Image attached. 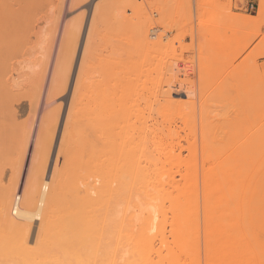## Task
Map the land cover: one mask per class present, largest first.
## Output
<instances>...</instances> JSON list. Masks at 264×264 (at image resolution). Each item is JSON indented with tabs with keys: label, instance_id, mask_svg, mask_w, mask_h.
Segmentation results:
<instances>
[{
	"label": "bare ground",
	"instance_id": "6f19581e",
	"mask_svg": "<svg viewBox=\"0 0 264 264\" xmlns=\"http://www.w3.org/2000/svg\"><path fill=\"white\" fill-rule=\"evenodd\" d=\"M5 1H3V5H0V84L2 85H0V96H3V94L9 90L12 91V89H17L22 83V80L24 84L28 82V77V80L26 79L27 81H24L25 76H28V69L39 66L40 69L35 71V73H39L41 77L37 75L40 77L39 80L41 81L38 82V76H36V82H33L36 89L33 85V90L37 92V96H35L34 93L36 98L34 97L33 101L31 99L32 102L30 101L29 107L31 106L32 108L30 107L29 110L34 112L35 109L33 107L38 109V105L43 96L45 102L43 101L44 103H42L44 106L46 105L49 107V105L55 103L57 99L55 95L54 97L56 99L51 97L52 94H54L51 91L55 90L56 93V89H59L57 84H60L61 88H64L67 83L66 81H68L67 73V75H62L63 80H61L62 78L60 79L58 75V72L60 74V71H58L59 66H57L58 62L55 61V57L51 59V52L54 50L53 40H55L56 37L60 39L66 27H64L63 31L57 36L56 28L58 25H56V28H51L52 31L51 29L48 31V34L51 32V35L48 37V35H46L47 33L44 34L46 31L45 26L43 25V27L41 25V27L38 25L43 28L44 37L45 35L47 36V41L50 44L46 46L49 47V49L47 51L46 46H44L47 43L45 38L44 40L46 42L44 43L43 39L42 42V40L34 36L35 40L38 39L40 41L36 40V43H44L43 45H35V43V47L38 45L44 46L42 50L45 51H41L46 52V54L44 53V57L36 59V61L39 60L37 63L34 64V61L31 62L33 66L29 65L24 60L27 59L26 56L31 54L32 50L35 52L36 49L33 47L34 45H30L31 49L29 48V52L26 51L28 52L27 54H29L27 55L23 49L25 48L24 44H26L28 40L30 42L27 43V46L34 42L31 34L37 33L40 27L37 26L38 29L32 33L29 32V30L31 31L32 29V31H34L36 29L35 24L37 20L35 23L33 18L35 24L30 20L32 24L30 27L28 25L29 29H27L28 27L25 28V25H22V23L26 21L23 17L28 14L25 9L31 6L33 2L30 1L32 4L29 3L28 6L27 1L29 2V0H26V2L25 0H14L10 3ZM48 1L51 2V0ZM71 1L72 0H70V4ZM133 1L132 4H135L137 0H135L134 3ZM146 1L145 3L147 6H155L152 2L149 3V1ZM159 1L161 5L157 4L158 8L157 6L156 8L158 11H154L159 12L161 8L159 13L162 12L164 14V11L168 12L171 10V14L174 15L184 7V4L188 0ZM190 1L191 0H189V2ZM24 2L26 4H24ZM140 2L143 1L141 0ZM155 2H157V0H155ZM137 3L136 5H138ZM210 3V5H212L214 2ZM58 4L57 6H59ZM199 4L203 5L205 3L202 4L201 2ZM143 5L144 3L141 6ZM39 6L37 8H39ZM50 6L51 3L48 7ZM132 6L135 7L134 5ZM223 7L221 10L219 9L220 11H215L216 14L213 17L209 14L212 19L198 25V31L203 27L204 29L205 27H213L212 29L215 31H212L218 32L221 29L225 30V26L227 25L232 27L229 26L230 28H228L233 29L232 31H239L240 28L243 30L250 28L251 30L254 27H261V24H263V0L259 2L257 15H241L238 12H234L230 16H226L227 18L225 19L222 13L226 8ZM33 9L34 8H32L31 13L34 11ZM46 10H48V8H46ZM96 10L97 9H94V12ZM28 11L30 12V10ZM7 12L11 14V17H5ZM39 12H41V10ZM45 13L46 12L43 11V14ZM123 13H120L117 18H122L123 16V18H125L126 16ZM151 13H153V11ZM169 13L170 11L168 14L165 13L167 16L169 15L168 17L165 15L160 16H163L162 19L164 21L162 22L165 23L168 21L171 15ZM202 14L205 13L203 12ZM223 14L227 15V13ZM39 17H41V15ZM123 18L122 20L129 19V17ZM45 19L47 21V18ZM94 19L96 20L95 14L92 16L91 25L85 37L88 47H92V41H95V36L93 35V32L96 30V25L94 27ZM39 20L40 19H38V22ZM49 20L53 23L55 19L50 18ZM159 20L161 22V18ZM47 22L48 24L44 23L50 26V22ZM169 23H171V21ZM146 24L147 22L144 26H139V32L140 30L143 31L140 33L147 46L157 44V40L154 41L156 38H160L159 41L167 40L168 36L162 34L163 32L159 31L160 28L158 29L152 26L153 28L150 29L152 32L150 31L151 33L149 34V31H147L145 27L147 26ZM76 27L79 29L80 26ZM22 28L23 31H21ZM41 28L38 32L39 35L37 34L40 39L43 38ZM94 28L95 30L93 31ZM24 29L28 31L29 34L25 33ZM78 29H76V32L80 30ZM167 29L168 26L166 25V30ZM222 30L219 32L220 35L215 33L218 36H215L212 32V34L209 35L211 40L207 39L205 43L200 41L195 43L196 46L198 45L197 48L200 51H207L208 49L213 50L218 43L220 44V40L223 41L222 38L224 35H221V32L224 31ZM20 31L25 34L20 33ZM52 32L54 33L52 34ZM17 33L23 36L30 35L33 42L28 37V40H26L25 36L21 40V35H17ZM51 36L53 38L56 37L51 40ZM18 38L21 41H18ZM231 38L229 41L234 39ZM251 38L252 36L249 39ZM247 39L242 40L245 42H243L244 44H246ZM250 41L251 40H249V42ZM21 42L24 47L19 45V48L16 43L21 44ZM10 44L12 46V51H9L10 48L8 49V45ZM13 44H15L18 49H13L16 48ZM195 44H192V48H196ZM263 45H261V47H263ZM88 47L85 46V49ZM218 48L219 46H217V49ZM21 49H23V51ZM242 51L244 50L242 49ZM22 52L26 54L24 55L23 53V57H21ZM19 55H21L20 59L22 61H19ZM9 58L14 61L12 64H9L11 63ZM7 60L10 62H7ZM27 60L29 62V59ZM251 61L250 64L253 63V61L252 63ZM60 62L61 61H59V63ZM7 63L9 66H12L10 70L7 68ZM65 65H68V70H70L69 66L72 65H69L68 62H66ZM62 66L64 67V65ZM255 68L256 66L253 68L247 67L246 69L248 70H240L241 73L237 76L235 75L236 77L233 78L235 82V85H233L237 87L238 92L240 93V91H242L240 94L244 95L243 93H246L247 95V99L245 95V99L241 98L242 100H246V103L242 100L243 103L239 101L242 105L240 104L241 106H239L238 104L241 109L238 108L239 113H237H241L240 115L242 116L240 118L244 117L243 119L246 120H242L245 123L241 122L240 125L234 124L236 129L233 126L232 130L228 129L231 133L228 132V130L226 133L224 130L230 140L227 138L222 149H219L217 146L219 143L217 131H213L209 124L208 116L210 114L207 110L205 112L209 115L203 114L204 116L202 115L200 118L199 137L197 136L198 128L195 125L193 127V131H195L194 135L191 138L188 135L187 139H185L188 144L184 146L181 142H176V139L172 136L170 131L167 134H162L161 127L156 121L150 123L148 120L140 119L139 116L135 117L129 114L123 109L119 102L117 103V98H113L112 100V95L108 96L109 94L107 93V97H111L107 99L108 101L105 99L107 97L104 96L105 102L103 99V103L97 99L99 102L96 101L95 103H100V105H90V107L92 106L93 108L89 107L90 110H87L89 114H87L88 117L86 116L87 122L85 124L84 134L88 142V150L85 157L76 159L69 164H64L66 158L62 157L60 148L58 151V159H56L57 161L55 160L53 174L47 176V174H45L47 172L45 171H47L46 167H48V165L45 164H48V161H45L43 157L45 155L42 156V159L44 158L46 163L43 160L37 161L39 158L37 156V158H34L35 152H37L36 155H38V151L40 150L39 148L38 151L36 149V151L33 152V150L39 142L42 148H40L41 151H43L46 146L45 154L46 152L49 154L53 139L55 138L54 131L56 129L53 130V128L56 127V122H53L52 129L49 128V131L47 130L41 133L39 130L42 126L41 123H37L35 126V123H29L33 121L30 119L28 123H24V121L17 122L19 116H22L19 111H21V113L25 112V106L23 107V105L21 106L19 103L21 106L20 110L17 111V108L15 110L10 109L12 112L8 114L9 117L8 115L5 117V121L3 118H0V143H2V146L0 144V148L4 149L5 146L12 142L13 145H11L12 148L14 147L12 149L14 153L12 154L11 152L13 151L8 149L11 148L10 145L4 150L0 149V151L3 150L5 154L8 152V155L10 154L11 156L15 155L13 157L10 155L8 156V160L10 159L13 163H11V165L9 163L10 169L8 168V172L11 169L12 171H10L11 174H9L10 176L7 182L4 179L5 169L0 167V264H89L88 261L91 260L89 258L93 254L94 256L96 254L100 255L98 258L94 257L93 264H99L100 262V264H166L167 262L173 261L185 263L191 260H197V262H199V256L201 254H204L205 264H228V257L230 259L232 258V263L236 260L233 264H237V262L238 264L242 262H244L242 264H264V88L259 87L261 88L257 89L259 93H253V89L255 88L253 85L257 82V86H259L258 82L264 81L262 80L264 78V70L261 71L258 66L257 70ZM100 69H102V66ZM26 70L27 73L25 72ZM101 73L100 76L102 75ZM56 74L58 76H56ZM252 74L254 75L252 76ZM103 76L102 78H105ZM56 77L60 79V83L58 81L59 79L57 80ZM102 78L98 79L99 81L97 83L99 85H104L103 83L105 81H102ZM229 79L231 80V78ZM30 81L29 85L33 84H30ZM95 81L92 87L95 85ZM100 81L101 83H99ZM182 81L184 80L178 81L177 79L176 81H172L171 79L166 84L168 87L166 86V89L160 90L159 95L165 104L174 107L180 114H185L181 102L183 100L181 99H187L189 101V98L195 96L196 89L194 90L193 87H190V83L186 86V83L184 84ZM249 85L250 89H248ZM262 85H264V83H260V86ZM162 88L163 87H161V89ZM25 89L27 90V88ZM65 89L63 91H65ZM99 90L101 91V89ZM13 91L11 94H13ZM58 91H60V89ZM92 91L95 95L96 92L94 90ZM17 92L19 95V91ZM50 92L51 94L49 96ZM62 92L60 91L59 93ZM261 93L262 95H260ZM97 94L98 95L94 97L91 96L92 99L100 95L99 93ZM248 95H251V97ZM255 95L257 97H255ZM10 96L11 95H9V97ZM252 96L255 98L253 99ZM31 97H33L32 94ZM10 98L8 99L9 101H11ZM117 104L119 109H117ZM19 105H17L18 108ZM1 106L3 105H0V107ZM54 106L56 105L54 104ZM57 107L58 106L55 108ZM94 107L97 109H94ZM59 108L60 107L57 109ZM236 109L237 108H235V111ZM0 110L2 111V109ZM4 110L5 109H3V111ZM189 111L187 113L190 115ZM189 115L187 114V117ZM213 116L215 117L216 115ZM213 116H211V118ZM228 117L230 118V116ZM223 118H225V115ZM240 118H237V120ZM57 119L58 118H56L55 121ZM233 119L234 118H231V122ZM68 120L69 119L66 121L67 124ZM34 121L36 120L34 119ZM48 121L51 120L48 119ZM40 122H43V120H40ZM44 122L46 123V121ZM224 125L226 128L227 125L229 128L231 126L226 123ZM65 127L67 128V125ZM66 128H64V131ZM240 129H242V132ZM39 132L42 137H39ZM233 133L236 138H234L235 136ZM3 137H5V139H3ZM8 137L13 139L10 141ZM38 137L39 141H37ZM40 138H42L43 142L45 141L44 144L47 143L45 145L43 144V147L41 146L42 141ZM2 141H6V144L8 141L10 142H8L7 145L4 143V146ZM197 144H200L203 158L201 185H199L196 164ZM186 147L190 152L188 158H184L182 154L183 149ZM5 150H7V152ZM3 151L0 153L4 154ZM47 157L50 156L47 155ZM12 159H14V161H12ZM3 167L6 168L5 166ZM174 168H176L175 171ZM33 244L36 246L34 247ZM236 258L242 259L237 260ZM230 263L231 261L229 264Z\"/></svg>",
	"mask_w": 264,
	"mask_h": 264
},
{
	"label": "rangeland",
	"instance_id": "374dc122",
	"mask_svg": "<svg viewBox=\"0 0 264 264\" xmlns=\"http://www.w3.org/2000/svg\"><path fill=\"white\" fill-rule=\"evenodd\" d=\"M3 1H5V0H0V3H1L0 5H3ZM6 1L8 3H10L14 0H6ZM30 1L33 2V4ZM52 1H53V3H52ZM72 1L70 4V0H64V1H62V0H60V1L59 0H51V2H49L48 0H46V1L45 0H41V1L40 0H34V1L29 0V2L27 1V4L29 6V3H31L32 7L29 6L30 7L29 8L26 6L27 8H29V9H27V8L25 9L26 12H28V14L26 13L27 15L26 16L24 15V16L27 17L28 19L23 17L26 20L25 22H27V23H25V22L22 23V25H25V28H26V27H28V25L30 27L32 22H33V24H35L36 20H37V23L35 24L36 29L34 31H32V29H31V31L29 30V32L33 33L38 29V27H40L41 25L42 26L44 25L46 28V31L44 30L45 31L44 34L47 33L46 35H48V37H49V35H51V32L48 34V31L51 28L52 29L56 28V25H58L56 28L57 30L55 29L57 31L56 32L57 36L63 31V28L66 27V28H64L63 36H61L60 39H58V37H56V36H55L56 39H55V37L53 38L52 37L53 35L51 36L52 38L50 37L51 40L55 39V40H53V43H54L53 49L54 50H52L53 53L51 52V54H52L51 59L55 57L54 58L55 61L58 62V65H57V66H59L58 71H60V74L58 72V75H59L60 79L63 77L62 75L66 74V73L68 74V76H67L68 79L66 78L68 81H66L67 82L66 85L64 84L65 85L64 88H61L60 84H57L61 92L66 88L65 91H63L62 93H59L60 92V91H58L59 89H56L58 92L56 91V93H55V90H52L51 92L54 94H52L51 97H54V95H55L57 98L56 99L54 97V99H56L55 103H53L52 105H49V107H47L45 105L46 106L45 107L43 104L45 102V100H43L44 99V96H43L40 100L39 105H38V109L36 107H33L35 109L34 112L29 110L31 107V106L29 107V105H30L29 103H30L31 99L33 101L34 97L37 96L36 95L37 92H35V90H33V89L35 86L34 83L36 82V79H37L36 76L39 75V73L37 72V74H38L37 75L35 73V71L39 70L40 67L35 66L36 68L33 67V69L32 68L28 69V76L26 74H25L26 76L24 75L25 78L23 76L24 81L28 77L29 80L27 79L28 82H26L28 84H26V83L24 84V82L22 80L23 84L21 83L22 85L20 84L18 86L19 89L18 88L12 89V91L15 90V91H13V94H11L12 91L9 90V91L5 92L3 94V96L2 95L0 96V100L2 99L0 101V105H3L0 107V109H2V111L0 110V114H2V115H0V118H3V120L5 119V117L8 114H11L12 109L15 110L17 108V111H18V110H20V107L23 105V107L24 106L26 107L25 112H23L25 114H23V113H21V111H19V113L22 114V116L21 115L19 116V118L17 119V122L18 121L19 122L24 121V123H28V120L30 119L33 121L32 122L30 121L29 123H35V126L37 123H39V124L41 123L42 126H41V128H39L41 133L47 131L49 128L52 129L51 127L53 126V124L55 122L57 123V124L55 123L56 127L53 128V130H55V129L56 130L54 131L55 138L53 137L54 138L53 143H52V146H51V149L49 152L50 155L46 152V154L50 157H47V155L45 154V151H46L45 148H47L46 146H45L43 151H41L42 148L39 147V150L41 151V153H40V151H38L37 146L33 150V152H35L36 149L38 151V155H36L37 152H35V156L33 154L34 158L36 156L39 158V159H37V161L38 160L44 161V158H45L46 162L48 161V164H45V165H48V167H46L47 171H45V172H47V173H45V174H47V176L48 175L51 176L53 174V169L55 166L54 165L55 160L58 159L57 158L58 154H59L58 151L60 148H61V152H62V154H61L62 157L66 158L64 161V164H67V163L69 164L70 162H72L76 159H82L85 157L87 150H88V144H87L88 142H87V139H86L85 134H84L85 124L87 122L86 116L88 117L87 114H89V112L87 110H90L89 109L90 105H92V106H95V105L97 106V104L100 105V103H95L96 101L99 102V101H102V99L104 100V102H105V99H106V101H108L107 99L111 98V97H107L108 94H109L108 96L112 95V98H111L112 100H113V98L114 99L117 98L116 99L117 103L119 102L121 104V106L123 107V109H125L129 114L134 115L135 117L139 116L140 119L148 120L150 123L156 121L158 123V125L161 127V133L162 134H167L170 131L172 136L176 139V142H181L182 144H184V146H187V144H188L187 141L185 140V139H187L188 135L190 138L194 135L195 131H193V127L195 125L198 128L197 129V133H198L197 136L199 137V133H200L199 124L201 123L200 118L202 117L203 114H205V115H207L208 113L210 114V115L208 114L209 115L208 116L209 117L208 118L209 124L211 125L213 131L214 130L217 131V139L219 141L217 146L219 147V149H222L224 147L225 141L227 140V138H229V137H227V134H225L224 130L227 133L228 129L232 130V126L235 127V129H236V126L234 124L240 125V123L243 122L242 120H246V119H243L244 117L240 118L242 116V115H240L241 113L240 114H237V113H239L238 112L239 106L242 105L240 102H242V101L243 102L245 101L244 103L247 102L246 100H242L241 98L245 99L247 97V95H246V93H243L245 95V98H244V95L240 94V93H242V91L239 90L240 93L238 92L237 87L234 86L235 82H234L233 78L236 77L237 75H239L241 73V71L245 70L247 67L253 68L256 66L255 69L257 70V66H258L261 71L264 70V68H263L264 66H262V65H264V48H263L264 47V45H263V43H264V21H263V24H261V27H258V28L254 27L251 30H250V28H247L244 30L240 28L239 31H237V30L232 31L233 29H228L231 27L230 25H227L228 27L225 26V30L221 29L222 31H224V32H221V35H224V37H223L224 39L222 38L223 41L220 40V44L218 43L216 45V47H214L215 50L213 48V50L208 49L207 51H200L197 48L198 45L196 46L195 43H197L199 41L205 43V42H207V39L211 40L209 35H211L213 31H215L212 29L213 27H211V28L205 27V29L203 27L198 31V25L203 24V22H207L208 20H211L212 17L216 14V12L220 11L223 6H224L223 8H226L225 9L226 12L224 11L223 13H227V15L222 13V15L225 16V19L227 18L226 16H230L234 12H238L241 15H246V14L257 15V9H258L260 0H231V1L230 0H204L205 2L203 0H201L202 4L205 3L206 5L205 4H203V5L199 4V3H201L200 0H191L190 2H189V0L188 1L186 0L187 2L184 4V7H182V9L179 12H177V14L173 15V14H171V10H169L170 11L169 14H171L173 16V18L170 15L169 19L167 18L168 21H166L165 23L162 22V21H164L162 19V17L164 15L166 17H168L169 15L167 16V14L169 11L168 10H167L168 12L164 11V14L161 12L162 13L161 14V13H159L161 11L160 10L161 8H160L159 12H157L158 11L157 10V8H158L157 4L161 5L160 4L161 2L159 0H157V2H155V0H147V1H149V3L152 2V4L155 5L153 7L147 6L145 3L146 0H142L143 2H140L141 0H137L136 3L138 2L137 3L138 5H136V3L132 4L133 0H131V1L130 0H72ZM25 2H26V0H25ZM25 2H24V4H26ZM134 2H135V0L133 1V3ZM153 2H155L156 4ZM210 2H212V3L214 2L216 5L214 3L212 5H210L211 4ZM50 3H51V6H50L51 8L48 7ZM141 3L142 4L144 3V5L141 6L142 5ZM218 3H219V5H218ZM39 4H40V6H39ZM57 4L59 6H57ZM252 4L254 6H251ZM132 5H134L135 7H133ZM208 5H210L211 8ZM38 6H39V8H37ZM41 6H42V8H41ZM45 6H46V8H48V10H46ZM156 6H157V8H156ZM95 7H97V8H95ZM216 7H218V8H216ZM32 8H34L33 9L34 11L31 13ZM39 9L41 10V12H39L40 11ZM56 9H57V11H56ZM94 9H97V10L94 12ZM28 10H30V12ZM35 10H37V11H35ZM49 10H50V12H49ZM154 10H157V11H154ZM43 11L46 12L48 15L46 13L43 14ZM152 11H153V13H151ZM156 12H157V14H156ZM203 12L205 14H202ZM49 13H50V15H49ZM120 13H123L126 17H129V19L128 20L127 19L122 20V18L124 16L122 18L120 16H119L120 18H117ZM165 13H167V14H165ZM59 14H62V15H59ZM94 14L96 16V20L94 19L95 20L94 27L96 25V27H95L96 30H95V28L93 29V31L95 30L94 31L95 34L93 32V35L95 36V39L94 38L93 39L95 41L94 42L92 41V43H93L92 47L91 46L88 47L86 44L85 37H86V33L88 32L89 27L91 25V19H92V16ZM209 14L212 17H210ZM40 15H41V17H39ZM161 15H163V16L160 17ZM49 16H51V17H49ZM58 16H60L61 18ZM5 17H11V14H9L7 12L5 14ZM30 17H32V18H30ZM55 17H57V18H55ZM33 18L35 20V23H34ZM37 18L40 19L39 22H43V23L45 22L47 24H48L47 21H49L50 26L54 22L55 23L50 27L49 25H46L45 23L44 24L39 23ZM45 18H47V21ZM50 18L55 19L53 23L49 20ZM125 18H123V19H125ZM160 18H161V22L159 20ZM146 19H148L149 21ZM57 20H59L60 23ZM169 20L171 21V23H169L170 22ZM144 22L145 23L147 22V24H146L147 26H145V27H146L147 31H149L148 32L149 34L152 32L150 30L151 28H153V27H157L158 29L160 28L159 31L163 32L162 34H165L168 36L167 37L168 41L167 40H161L162 41L161 42V41H159L160 38L159 39L156 38L155 40L154 39H152V40H154V41L157 40L156 41L157 44H153L152 46H149V45L147 46L145 44V42L143 41L142 34L140 33L143 31L140 30V32H139V26L143 25ZM145 23H144V25H145ZM38 25H40V26H38ZM162 25H165V26H162ZM166 25L168 26V29H167L168 31L166 30ZM76 26H80L79 27L80 30ZM29 27L27 29H29ZM226 27H227V31H226ZM23 28L21 31H23ZM40 28L38 29V32H39ZM75 28L78 29L79 31L76 32ZM41 29H42L41 31H42L43 38H41V39L39 38L38 32L37 33L35 32L34 33L35 35L31 34L33 39H34V42L32 41L33 39H32V37H30V35L29 36L24 35L26 40H28L27 39V37H28V38H30V40L32 39L31 41L33 42L27 46V43L30 41L28 40V42L26 43L25 39H24V42L26 43L24 45H25V48L27 50L25 48H23V49H24V52L26 54L29 52L30 45L31 46L34 45L36 43L35 42L36 40H38V39L44 40V38H45V40L47 41V38H46L47 36L45 35V37H44L43 28H41ZM52 29H51V31H52ZM223 29H224V27H223ZM55 30H53V31H55ZM21 31H20V33H23V34L28 33L29 34V32L26 31L25 29H24L25 33L21 32ZM220 31L213 32V33L215 36H218V35H220L219 34ZM20 33L19 34L17 33V35H21L22 38H20V39L22 40L24 36ZM53 33L54 32H52V34ZM215 33H217L218 35H216ZM256 34H258V35H256ZM143 35H144V33H143ZM34 36H35V38H38V39L35 40ZM36 36H38V37H36ZM229 36H231L232 38ZM249 36L250 37L252 36V38L249 39L250 38ZM230 38L231 39L234 38V39L229 41ZM20 39L18 41H21ZM150 39H151V37H150ZM245 39H247L246 44H244L245 42L242 41ZM43 40H42V42H43ZM45 40H44V43L46 42ZM249 40H251V41L249 42ZM22 42H21V44L16 43V45L21 46L23 44ZM50 42H52V41H50ZM218 42H219V40H218ZM222 42H223V44H222ZM44 43H38L37 42L35 45H37V44L43 45ZM193 43L195 44L196 48H192ZM47 44H50V43H48V41H47V43L44 46H46ZM35 45L33 46L36 49L35 50L33 48L35 50V52L33 50L32 51L30 50L31 54L30 55L27 54L30 56V58H29V56H26V58L29 59V62L27 59L24 60L29 65H32L33 63L34 64L37 63L39 60L36 61V59H39L40 57L42 58L46 54V52H42V51H45V50H42V48L44 46L42 47V45H38L35 47ZM244 45H245V47H244ZM261 45H263V47H261ZM9 46H11V44L8 45V49L10 48L9 51H12L11 50L12 46L11 47H9ZM13 46H15V44H13ZM17 46H15L16 48H13V49H18ZM20 46H19V48H20ZM47 46H49V45H47ZM47 46H46L47 49L46 48L45 49L48 51L49 47H47ZM85 46L88 48L85 49ZM217 46H219L218 49H217ZM23 49H21V50L23 51ZM242 49L244 51H242ZM26 51H28V52H26ZM39 51H41L42 53ZM19 52H21V51H19ZM24 52H22V54H21L22 56L19 55V58H18L19 61L21 60L20 56L23 57ZM25 53H24V55H26ZM18 54H20V53H18ZM36 55H37V57H36ZM22 59H25V58H22ZM58 59H59V61H61L60 63H59ZM251 60L253 61V63ZM254 60H255V62H254ZM10 61H11V63H9V64H12V62H14L11 59H10ZM10 61L7 60V62H10ZM250 61L252 64H250ZM31 62H33V63L31 64ZM63 62L65 64H66V62H68L69 65H72V66H69L70 67L69 69L71 71L68 70V65H65ZM23 64L27 65L26 63H23ZM25 65H23V66H25ZM62 65H64L65 68ZM8 66L9 65L7 63V68L10 70V67H12V66H9V67ZM101 66H102V69H100ZM62 68L65 70H63ZM246 70H248V69H246ZM250 70H253V69H250ZM61 71H62V74H61ZM101 71H102V73H101ZM25 72L27 73V70ZM33 73H34V75H33ZM100 73L102 74L101 76H100ZM30 74H32V75H30ZM103 74H104V76H103ZM58 75L56 74V76H58ZM69 75H70V77H69ZM253 75L254 74H252V76ZM39 76H38V80H37L38 82L41 81V80H39V78L41 76L40 77ZM92 76H94V77H92ZM102 76L105 78H102ZM252 76H251V78H252ZM100 77L102 78V81H105L103 83L104 85H102V84L99 85L97 83L99 81L98 79H101ZM56 78H57V80L59 79L58 77H56ZM176 78L178 79V81L184 80L185 82L184 81H182V82L184 84L186 83L185 84L186 86H188L190 83L191 85H189V86L193 87L194 90L195 89L197 90V91L195 90L196 93L194 94L195 96H193L194 98L193 97L189 98L190 102L187 99H181V100H183V101H181L183 104L182 105L183 112H185L186 115L180 114L177 111V109H175L172 106H168L167 104H165V102L161 99V97L159 95V91L166 89L168 87V85H166V84L171 79H172V81H176L177 80ZM229 78H231V80ZM60 79L58 80L59 83H60ZM249 79H250V77H249ZM61 80H63V78ZM95 80H97V81H95ZM252 80H251V82H252ZM262 80H264V78ZM29 81H30V84L33 83L34 81L35 82L33 84L29 85ZM94 81H95V85L93 86L94 87L93 88L92 85L94 84ZM99 83H101V81ZM231 83H232V85H231ZM260 83L262 84V83H264V81L258 82L259 86H257V82L255 83V85L251 84L255 87V88L253 87L254 89L252 88L254 90L253 93H259V92H257V89L264 88L263 87L264 85L260 86ZM24 86H25V88H27V90L24 88ZM97 86H100V87H97ZM161 87H163V88L161 89ZM259 87H261V88H259ZM35 89H36V86H35ZM99 89H101V91ZM102 89L104 92L102 91ZM248 89H250V85H249ZM92 90H94L96 92L95 95L93 94ZM17 91H19V95H18ZM51 92L49 93V96H50ZM21 93H23V94H21ZM34 93H35V96H34ZM47 93H48V84H47ZM58 93H59V95H58ZM97 93H99V94L101 93V94L99 96H97V98L92 99V97L98 95ZM103 93H105V94H103ZM15 94H16V96H15ZM27 94H28V96H27ZM31 94L33 97H31ZM9 95H11L12 97L10 96L11 97L10 98ZM256 95H255V97L258 96V95L257 96ZM260 95H262V93ZM17 96H18V100H17ZM104 96H106L107 98L104 99ZM248 96L251 97V95H248ZM9 98L11 101L8 100ZM45 98H46V94H45ZM252 98H253V96H252ZM258 98H259V96H258ZM185 100H186V103H185ZM249 100H250V98H249ZM16 102H17V104H16ZM19 103L21 106L19 105ZM102 103H103V101H102ZM109 103H111V102H109ZM54 104L60 108L59 109H57L58 107L55 108L56 106H54ZM59 104H60V106H59ZM238 104H239V106H238ZM10 105H12V106L9 107ZM17 105H19V108ZM234 105H236V106H234ZM33 106H37V105H33ZM102 106H104V105H102ZM117 107H118L117 109H119L118 104H117ZM192 107H194V108H192ZM47 108H48V110H47ZM95 108L96 107H94V109ZM235 108H237L236 111H235ZM3 109H5V110L3 111ZM34 109H32V110H34ZM239 109H241V107ZM189 110H191V111H189ZM206 110L208 113L205 112ZM28 111H30V112H28ZM188 111L190 112V115H189V113H187ZM203 111H204V113H203ZM226 111H227L228 115H227ZM201 112H202V114H201ZM3 113H4V115H3ZM56 113H57V115H56ZM223 113L225 115V118H227L228 116H230V118L229 117H228L229 119L223 118L224 117ZM187 114L189 115L188 117H187ZM233 114H234V116H233ZM213 115H216V116L214 117ZM45 116H46V118H45ZM68 116H70V117H68ZM211 116H213L214 118L213 117L211 118ZM8 117H9V115H8ZM196 117H197V119H196ZM221 117H222V119H221ZM56 118H58V119L55 121ZM231 118H234L235 120L233 119V121L231 122ZM237 118H240V119L237 120ZM34 119L36 121H34ZM48 119L51 121H48ZM67 119H69L68 124L66 122ZM191 119H192V121H191ZM40 120L41 121L43 120V122L46 121L47 124L44 122V125H43V122H40ZM213 120H215V121H213ZM1 123H3V122H1ZM222 123H224V124L226 123V124H229L231 126L229 128V126L227 125V128H226V126ZM230 123H232V124H230ZM243 123H245V122H243ZM50 124H51V126H50ZM66 125H67V128L65 127ZM64 128H66L65 131H64ZM229 130H228V132H230ZM240 131L242 132V129H240ZM40 132H39V137L40 136L42 137ZM233 132H234V129H233ZM9 133L11 134L10 130H9ZM234 136H235V134H234ZM5 137H3V139H5ZM39 137H38L37 141H39ZM8 138L10 139L11 137H8ZM234 138H236V136ZM12 139H10V141ZM1 140H2V138H1ZM40 140L42 141V138H40ZM229 140H230V138H229ZM6 141H7V138H6ZM6 141L3 142V145H4V143L6 144ZM10 141H8V142H10ZM8 142H7V144H8ZM44 142L42 141V145H41L42 147L45 144H47V143L44 144ZM46 142H48V141H46ZM13 143H15V142H13ZM0 144L2 146V143H0ZM11 144H12V142L10 144H8L11 147L8 149H11V151H13L12 149L14 147L12 148L13 144L12 145ZM8 145L7 146L4 145L5 146V147L3 146L4 149L7 148ZM0 149H3V148H0ZM3 150H1L0 152H2ZM5 151L7 152V150H5ZM42 152H44V153H42ZM11 153L13 154L14 151ZM4 154H5V152H4ZM4 154L0 153V167L5 169L4 170L5 171L4 179L7 182L9 180L8 179L10 176L9 174H11L10 171H12V169H11L8 172V168L10 169L9 166L13 162H11L10 159L8 160V156L10 155V154L8 155V152L5 154V157H4ZM182 154H183L184 158L189 157L190 152L187 149V147L183 149ZM43 155H45V156H43ZM13 156H15V155H13ZM13 156H11V157H13ZM42 156L44 157L43 159H42ZM47 158H48V160H47ZM12 161H14V159H12ZM9 163H10V165H9ZM196 164H197V169H198L199 185H201L202 184V173H203V169H202L203 158H202L200 144H197ZM3 166H5L6 168H4ZM175 170H176V168H174V171ZM6 174H8V175H6ZM177 177H178V175H177ZM33 246L35 247L36 245L33 244ZM98 256H100V255L99 254H96L95 256H94V254L91 255L89 258L91 260L88 261V263L93 264L94 257L98 258ZM199 258H200L199 262H197V260H195V261L191 260V261H187L185 263L173 261V262H167L166 264H205L204 254H201L199 256ZM228 259L227 260L229 262L231 261V263H232V261H233L232 258L230 259L228 257ZM236 259L238 260V259H242V258H236ZM227 260H226V262H227ZM229 262H228V264H229ZM235 262H236V260H235ZM235 262H233V263H235ZM242 263H244V262H242ZM237 264H238V262H237Z\"/></svg>",
	"mask_w": 264,
	"mask_h": 264
},
{
	"label": "snow or ice",
	"instance_id": "6c2138e0",
	"mask_svg": "<svg viewBox=\"0 0 264 264\" xmlns=\"http://www.w3.org/2000/svg\"><path fill=\"white\" fill-rule=\"evenodd\" d=\"M40 147V145H39V142L37 143V148H39Z\"/></svg>",
	"mask_w": 264,
	"mask_h": 264
},
{
	"label": "crops",
	"instance_id": "0c3cea01",
	"mask_svg": "<svg viewBox=\"0 0 264 264\" xmlns=\"http://www.w3.org/2000/svg\"><path fill=\"white\" fill-rule=\"evenodd\" d=\"M251 6H254L253 4Z\"/></svg>",
	"mask_w": 264,
	"mask_h": 264
},
{
	"label": "built area",
	"instance_id": "2783aa9c",
	"mask_svg": "<svg viewBox=\"0 0 264 264\" xmlns=\"http://www.w3.org/2000/svg\"><path fill=\"white\" fill-rule=\"evenodd\" d=\"M155 28V27H154Z\"/></svg>",
	"mask_w": 264,
	"mask_h": 264
}]
</instances>
